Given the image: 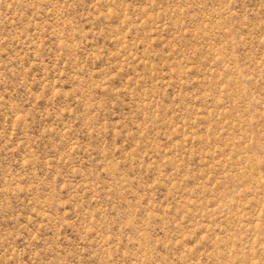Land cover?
<instances>
[{"label": "rangeland", "instance_id": "1", "mask_svg": "<svg viewBox=\"0 0 264 264\" xmlns=\"http://www.w3.org/2000/svg\"><path fill=\"white\" fill-rule=\"evenodd\" d=\"M0 264H264V0H0Z\"/></svg>", "mask_w": 264, "mask_h": 264}]
</instances>
